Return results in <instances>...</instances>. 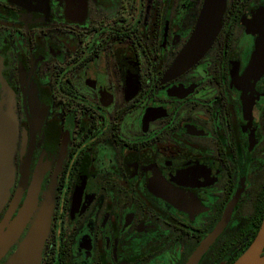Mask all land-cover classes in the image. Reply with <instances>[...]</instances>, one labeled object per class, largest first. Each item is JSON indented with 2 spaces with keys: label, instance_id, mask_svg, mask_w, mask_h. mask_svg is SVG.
<instances>
[{
  "label": "flooded vegetation",
  "instance_id": "af4514ba",
  "mask_svg": "<svg viewBox=\"0 0 264 264\" xmlns=\"http://www.w3.org/2000/svg\"><path fill=\"white\" fill-rule=\"evenodd\" d=\"M204 5L0 0V116L17 124L0 264L44 206L39 264H233L249 247L264 216V0H225L214 41L177 65Z\"/></svg>",
  "mask_w": 264,
  "mask_h": 264
},
{
  "label": "water",
  "instance_id": "95a60500",
  "mask_svg": "<svg viewBox=\"0 0 264 264\" xmlns=\"http://www.w3.org/2000/svg\"><path fill=\"white\" fill-rule=\"evenodd\" d=\"M225 0H205L199 24L190 44L177 61V65L196 61L214 41L221 25V13ZM17 140V124L12 111L0 116V210L6 203L14 181L13 155ZM229 219L226 213L211 236L204 242L192 261H197L209 243L221 233ZM50 208L44 206L19 249L6 264H39L49 229ZM264 257V216L259 230L249 247L233 264H256Z\"/></svg>",
  "mask_w": 264,
  "mask_h": 264
},
{
  "label": "bare ground",
  "instance_id": "6f19581e",
  "mask_svg": "<svg viewBox=\"0 0 264 264\" xmlns=\"http://www.w3.org/2000/svg\"><path fill=\"white\" fill-rule=\"evenodd\" d=\"M256 264H264V257L260 258Z\"/></svg>",
  "mask_w": 264,
  "mask_h": 264
},
{
  "label": "trees",
  "instance_id": "16d2710c",
  "mask_svg": "<svg viewBox=\"0 0 264 264\" xmlns=\"http://www.w3.org/2000/svg\"><path fill=\"white\" fill-rule=\"evenodd\" d=\"M261 219H262V218L259 219V222H260Z\"/></svg>",
  "mask_w": 264,
  "mask_h": 264
}]
</instances>
